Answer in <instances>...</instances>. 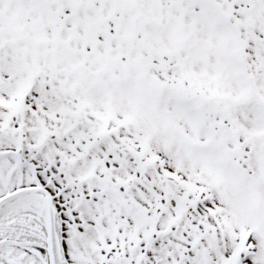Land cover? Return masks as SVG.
<instances>
[{
	"label": "snow or ice",
	"instance_id": "obj_1",
	"mask_svg": "<svg viewBox=\"0 0 264 264\" xmlns=\"http://www.w3.org/2000/svg\"><path fill=\"white\" fill-rule=\"evenodd\" d=\"M0 264H264V0H0Z\"/></svg>",
	"mask_w": 264,
	"mask_h": 264
}]
</instances>
